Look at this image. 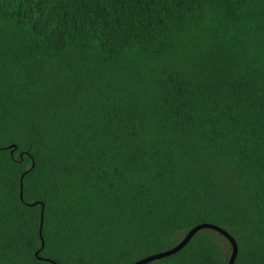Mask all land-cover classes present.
<instances>
[{
    "label": "trees",
    "instance_id": "obj_1",
    "mask_svg": "<svg viewBox=\"0 0 264 264\" xmlns=\"http://www.w3.org/2000/svg\"><path fill=\"white\" fill-rule=\"evenodd\" d=\"M201 223L264 264V0H0V264H132ZM229 255L203 230L148 264Z\"/></svg>",
    "mask_w": 264,
    "mask_h": 264
},
{
    "label": "water",
    "instance_id": "obj_2",
    "mask_svg": "<svg viewBox=\"0 0 264 264\" xmlns=\"http://www.w3.org/2000/svg\"><path fill=\"white\" fill-rule=\"evenodd\" d=\"M10 148H15V147L13 145H11ZM203 230L215 231V232H217L218 235L222 236L226 240V242L229 246V252H230V255L227 259L228 264H235V259H236L237 253H238V245H237L236 241L224 229L219 228L217 226H214L212 224H208V223H201V224L195 225L182 237V239L179 242L174 244L169 249H166V250L159 252V253H156V254L149 255V256L142 258V259H140V260H138L132 264H148V263H151L153 261L171 256V255L177 253L178 251H180L182 248H184L186 246V244L190 241V239L197 232L203 231Z\"/></svg>",
    "mask_w": 264,
    "mask_h": 264
},
{
    "label": "snow or ice",
    "instance_id": "obj_3",
    "mask_svg": "<svg viewBox=\"0 0 264 264\" xmlns=\"http://www.w3.org/2000/svg\"><path fill=\"white\" fill-rule=\"evenodd\" d=\"M227 255V254H226Z\"/></svg>",
    "mask_w": 264,
    "mask_h": 264
}]
</instances>
